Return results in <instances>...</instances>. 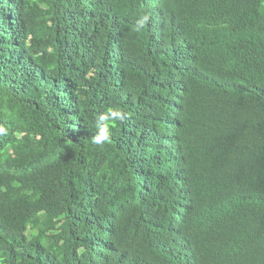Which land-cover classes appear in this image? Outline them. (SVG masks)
Wrapping results in <instances>:
<instances>
[{
    "label": "trees",
    "instance_id": "1",
    "mask_svg": "<svg viewBox=\"0 0 264 264\" xmlns=\"http://www.w3.org/2000/svg\"><path fill=\"white\" fill-rule=\"evenodd\" d=\"M0 125V264H264V0H0Z\"/></svg>",
    "mask_w": 264,
    "mask_h": 264
},
{
    "label": "clouds",
    "instance_id": "2",
    "mask_svg": "<svg viewBox=\"0 0 264 264\" xmlns=\"http://www.w3.org/2000/svg\"><path fill=\"white\" fill-rule=\"evenodd\" d=\"M147 21V16L138 17L135 22L136 30H141L146 25ZM127 118L128 113L123 108L112 105L106 107L105 110L98 113L96 117V130L91 136L92 143L102 145L110 142L112 139L113 128L117 124L124 122ZM6 132L7 129L3 125H0V135L6 134ZM192 173L197 186L209 192L215 190L214 188L216 185L214 181L221 180V175L210 173V170L205 166H201L200 171Z\"/></svg>",
    "mask_w": 264,
    "mask_h": 264
}]
</instances>
